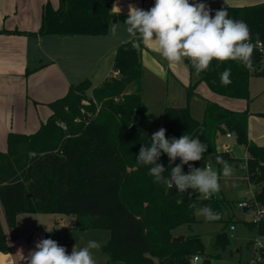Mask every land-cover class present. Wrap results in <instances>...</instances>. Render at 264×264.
<instances>
[{
  "label": "trees",
  "instance_id": "trees-1",
  "mask_svg": "<svg viewBox=\"0 0 264 264\" xmlns=\"http://www.w3.org/2000/svg\"><path fill=\"white\" fill-rule=\"evenodd\" d=\"M112 5V0H60L54 7L48 1L43 5L37 33L106 35L114 18H127L114 13ZM211 9L213 17L215 11L226 9L230 18L244 21L252 42L258 34L264 46V2L219 4ZM134 41L139 47H133ZM142 50L138 37L121 43L113 58L116 74L98 86L88 77L71 84L65 95L48 103L52 114L37 131L8 133L7 149L0 150V202L9 228L16 226L20 213L76 215V228H109L110 239L103 247L109 254L106 264H151L148 256L156 257L158 264H192L193 256L203 253L199 236L174 241L172 231L196 221L198 208L217 207L215 194L209 200L193 189L180 193L175 186L154 183L149 175L151 166L137 163L140 148L150 146L154 134L148 125L153 113L143 100ZM252 60L255 71L240 61L220 63L214 59L199 75L188 61L197 79L186 86L183 106L165 107L163 128L168 139L187 134L207 145L201 161L189 162L193 168L213 164L217 156L233 160L232 154L218 149L219 136L232 133L236 142L246 147L248 158L243 163L247 177L256 187L255 199L264 205V146L249 138V112L206 99L203 117L198 119L189 105L193 97H200V82L217 94L248 98L251 77L264 76V52L258 46ZM225 68L231 69L232 83L227 86L220 79ZM157 163L165 167L163 176L169 178L171 168L181 161L177 158L170 165L167 154H162ZM182 170L188 174V165ZM177 200L183 203L177 204ZM193 204L195 208L190 207ZM249 225L264 235V218ZM218 237L222 238L221 233ZM0 251H9L1 221Z\"/></svg>",
  "mask_w": 264,
  "mask_h": 264
},
{
  "label": "crops",
  "instance_id": "crops-1",
  "mask_svg": "<svg viewBox=\"0 0 264 264\" xmlns=\"http://www.w3.org/2000/svg\"><path fill=\"white\" fill-rule=\"evenodd\" d=\"M48 1L54 7L59 6L60 0H0L1 151L7 149V135L9 132L33 133L37 131L41 124L46 122L52 114L48 103L65 95L71 84L80 81L91 73H95L100 67L101 61L111 51L113 52L112 70L107 77L116 74L113 69L116 48L121 43L136 37L127 32L125 20L119 18H114L111 22V25L112 23H119L120 25L115 36L111 33V26L109 33L101 36L61 37L52 34L41 35L37 31L41 25L43 5ZM112 1L113 12L126 16L129 13V5L148 10L155 3V0ZM203 2H206L211 8L219 4L252 5L264 2V0H203ZM13 30L35 32V34L15 33L12 32ZM142 44L143 81L149 72L177 78L172 73V64L165 66L163 63L165 59L158 52L154 42L148 44L142 42ZM186 62L188 63V60ZM28 70L30 72L27 73ZM188 84L184 85L185 91ZM199 87L200 84L197 88L198 91ZM184 104L171 106H183ZM248 119L250 120L249 117ZM248 135L253 142L264 146L263 140H256L260 138L254 140L249 131ZM223 137L226 138L225 135ZM230 140L235 139L231 138ZM233 147L232 153L235 157L236 147ZM37 214L39 213H20L17 215L16 226L9 228L0 202V221L9 245L8 252L0 251V264H27L26 258L29 252L34 250L35 243L46 237L44 235L45 230L34 226L41 218L36 217ZM46 215L51 216V213ZM21 216H26L23 218L25 220L24 228H21ZM53 216L52 218L55 221V224L51 226L53 230L56 229L58 224L55 231L58 232L61 228H64L63 232H65L67 226L63 224L64 218H57L56 213ZM28 234H34L31 241H27ZM50 236H54L52 230Z\"/></svg>",
  "mask_w": 264,
  "mask_h": 264
},
{
  "label": "clouds",
  "instance_id": "clouds-1",
  "mask_svg": "<svg viewBox=\"0 0 264 264\" xmlns=\"http://www.w3.org/2000/svg\"><path fill=\"white\" fill-rule=\"evenodd\" d=\"M211 13L212 9L203 0H155L148 10L129 5L124 23L127 32L143 43L154 42L160 55L170 64L187 59L197 75L207 71L214 59L220 63L240 61L246 68L255 71L252 55L260 44L258 34L253 43L250 29L244 21L230 18L226 9L215 11L214 17ZM119 26V23H112L113 36L117 34ZM133 47H139V43L134 41ZM230 77L231 69L225 68L221 73V84H231ZM165 132L166 129L160 128L152 134L150 146H142L136 158L138 164L151 166L149 175L154 178V183H164L169 188L175 186L180 193L193 189L204 198L218 193L221 173L211 166L193 168L189 163L201 161L207 145L187 134L168 139ZM162 154H167L170 165L177 158L181 161L171 168L169 178L163 176L165 167L157 163ZM215 161L223 166L222 175L225 178L233 175L231 165L222 157H215ZM186 164L189 167L188 174L182 170ZM181 203L183 200H177V204ZM190 207L196 206L193 204ZM196 214L206 221L222 218L210 206L198 208ZM99 248L97 241L90 240L85 247L79 250L74 247L72 253L67 254L66 248L56 241L41 239L35 243L34 250L29 252L26 259L27 264H96L91 250Z\"/></svg>",
  "mask_w": 264,
  "mask_h": 264
},
{
  "label": "rangeland",
  "instance_id": "rangeland-1",
  "mask_svg": "<svg viewBox=\"0 0 264 264\" xmlns=\"http://www.w3.org/2000/svg\"><path fill=\"white\" fill-rule=\"evenodd\" d=\"M113 52L104 57L100 63V67L95 73L89 74L87 77L92 80L94 86H98L112 70ZM163 58V57H162ZM165 59V58H163ZM187 59L180 63L172 64V73L177 77H167L163 74L148 73L143 81V100L148 105L149 110L153 113V119L148 121L153 133L163 128L164 110L167 105H182L186 101L185 84L195 81L197 76L191 74ZM165 66L170 63L165 59ZM86 78V77H84ZM200 97H194L190 100V109L193 116L201 119L204 113L205 100H213L228 108L234 110H247L249 112L248 131L253 139L264 141V76H253L250 79V93L248 98H232L213 92L205 82H200ZM232 139H235L234 137ZM225 144L235 146L234 155L236 159L227 161L232 167L233 175L225 178L222 175V165L216 162L211 163V167L221 173L220 191L215 194V203L217 207L213 210L221 214V219L215 221H206L204 217L196 214V221L190 224H182L172 231L173 237L180 235L186 238L190 236H199L204 244L203 253L199 254L200 260L192 262V264H204V260H209V264H264V246L259 247V243L264 244V235L258 234L255 226L249 223L255 221L259 215V210L264 205L255 199L256 187L251 184L247 177L245 159L248 153L244 145H239L236 140H230L220 135L218 138V149L223 150ZM233 155V153H232ZM234 157V156H233ZM234 157V158H235ZM203 197V195H200ZM206 199H211L206 198ZM240 202H246V210L239 207ZM197 212V210H196ZM28 215V214H26ZM21 216V228H24L25 220ZM36 217H41L36 225L41 230H45L44 239H52L60 246L66 248L67 254H71L74 247L79 250L85 247L90 240H95L100 244L99 249H92L93 258L96 264H106L109 254L103 250L104 245L109 242V228H101L90 226L87 228H76V215L58 214L57 218H64L63 224L66 225L65 232L58 233L53 230L52 225L55 221L46 213H39ZM51 217V218H49ZM262 216L260 219H263ZM235 225L233 231L234 236H230V225ZM54 236H50V231ZM221 233L222 238L218 237ZM27 241H31L33 235L28 234ZM151 264H158L156 257L148 256ZM149 261V262H150Z\"/></svg>",
  "mask_w": 264,
  "mask_h": 264
},
{
  "label": "built area",
  "instance_id": "built-area-1",
  "mask_svg": "<svg viewBox=\"0 0 264 264\" xmlns=\"http://www.w3.org/2000/svg\"><path fill=\"white\" fill-rule=\"evenodd\" d=\"M258 48H259V50H260L261 52H264V46H263L262 43H260V44L258 45ZM62 125H63V124H62ZM63 126H64V125H63ZM225 136H226L227 139H231V138L234 137L233 134L230 133V132L226 133ZM233 150H234V147H233L232 145H230V144H225V145L223 146V151H225L226 153H230V154H232ZM245 160H246V159H245ZM244 165H245V164H244ZM207 166H211V163H210V162H207L205 167H207ZM188 173H189V170H188ZM173 187H174V186H173ZM239 207H242V208L245 209V208H246V202H240V203H239ZM262 216H264V208H262V209L259 210V215H258V217L255 219V221H259L260 218H261ZM63 230H64V228H61L60 231H58V233H62ZM234 230H235V225H234V224H231V225H230V236H231V237L234 236V233H233ZM263 246H264V244L259 243V247H260V248L263 247ZM199 260H200L199 255H194V256H193V259H192V262H198Z\"/></svg>",
  "mask_w": 264,
  "mask_h": 264
},
{
  "label": "water",
  "instance_id": "water-1",
  "mask_svg": "<svg viewBox=\"0 0 264 264\" xmlns=\"http://www.w3.org/2000/svg\"><path fill=\"white\" fill-rule=\"evenodd\" d=\"M246 210V209H245ZM184 239V236L183 235H180V236H177V237H174L173 240L174 241H182ZM210 261L209 260H204V264H209Z\"/></svg>",
  "mask_w": 264,
  "mask_h": 264
}]
</instances>
